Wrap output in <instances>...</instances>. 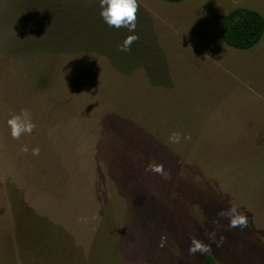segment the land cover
Wrapping results in <instances>:
<instances>
[{
  "label": "rangeland",
  "instance_id": "1",
  "mask_svg": "<svg viewBox=\"0 0 264 264\" xmlns=\"http://www.w3.org/2000/svg\"><path fill=\"white\" fill-rule=\"evenodd\" d=\"M138 2L123 52L99 0H0V264H203L192 237L264 264V33L237 49L218 30L264 0ZM22 109L36 128L14 140ZM233 204L247 228L213 223Z\"/></svg>",
  "mask_w": 264,
  "mask_h": 264
},
{
  "label": "clouds",
  "instance_id": "2",
  "mask_svg": "<svg viewBox=\"0 0 264 264\" xmlns=\"http://www.w3.org/2000/svg\"><path fill=\"white\" fill-rule=\"evenodd\" d=\"M101 8L100 16L109 27L117 29L125 28L129 33L123 43L120 45V51H130L132 45L136 43L140 37L135 33L139 11L138 0H99ZM7 125L11 129V136L14 140H19L24 134H32L36 128V124L32 119V114L28 109H22L18 114L12 115L7 120ZM190 140V136H182L180 132L173 131L169 136V143L178 144L181 140ZM22 152L27 153L29 151L28 146H23ZM33 156H39L40 148L34 147L31 149ZM146 171L161 176L163 179H171L170 172L165 170L162 163H151L149 164ZM218 219L214 220L213 223L216 225L220 224L223 219L228 220V229L247 228L249 225L248 217L242 214L236 205H230L227 209H222L217 213ZM208 239L214 243L217 247H222L224 243V237L221 236L217 239L216 232L206 234ZM189 254L195 256L197 253L200 255H206L212 251L211 244L204 243L201 239L192 237L189 245Z\"/></svg>",
  "mask_w": 264,
  "mask_h": 264
},
{
  "label": "trees",
  "instance_id": "3",
  "mask_svg": "<svg viewBox=\"0 0 264 264\" xmlns=\"http://www.w3.org/2000/svg\"><path fill=\"white\" fill-rule=\"evenodd\" d=\"M181 2L183 0H165ZM219 34L230 47L248 49L256 45L264 33V17L252 8L235 7L223 17L219 24ZM203 264H217L211 254H206Z\"/></svg>",
  "mask_w": 264,
  "mask_h": 264
}]
</instances>
